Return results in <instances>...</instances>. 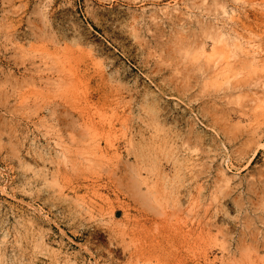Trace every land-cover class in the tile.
Instances as JSON below:
<instances>
[{
    "label": "rangeland",
    "instance_id": "374dc122",
    "mask_svg": "<svg viewBox=\"0 0 264 264\" xmlns=\"http://www.w3.org/2000/svg\"><path fill=\"white\" fill-rule=\"evenodd\" d=\"M0 264H264V0H0Z\"/></svg>",
    "mask_w": 264,
    "mask_h": 264
}]
</instances>
